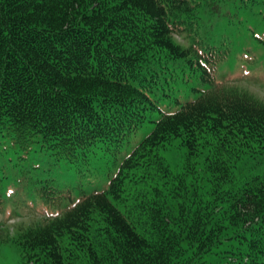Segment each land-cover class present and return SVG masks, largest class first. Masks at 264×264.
I'll return each instance as SVG.
<instances>
[{
  "label": "trees",
  "instance_id": "trees-1",
  "mask_svg": "<svg viewBox=\"0 0 264 264\" xmlns=\"http://www.w3.org/2000/svg\"><path fill=\"white\" fill-rule=\"evenodd\" d=\"M258 8L264 0H0V137L19 161L88 165L153 123L104 188L75 192L26 168L23 198L48 213L6 241L20 263L264 264V101L217 80L232 49L214 37L225 16ZM179 147L190 182L162 156Z\"/></svg>",
  "mask_w": 264,
  "mask_h": 264
},
{
  "label": "rangeland",
  "instance_id": "rangeland-1",
  "mask_svg": "<svg viewBox=\"0 0 264 264\" xmlns=\"http://www.w3.org/2000/svg\"><path fill=\"white\" fill-rule=\"evenodd\" d=\"M239 11L232 17L231 23L226 22L225 16L222 25H215L217 31L214 37L217 40L230 38L232 49L230 57L217 72V80L246 89L264 101V8L254 10L259 11V14L247 9ZM184 37V34L175 35L176 40L186 43ZM176 93L179 94V91ZM197 94L191 91L188 96L183 95L182 100L195 98ZM162 109H165L164 101ZM157 116L154 115V118ZM152 126V122H146L127 139L120 151L114 155L110 151H100L103 154L88 165L71 163L70 166L64 160L55 165L52 157L32 159L30 155H24L25 159L19 161L17 156L22 154L10 147V141L0 137V193L5 199L3 202L0 200V242L4 243L0 245V264H22L15 249L8 247L6 241L14 237L18 228L33 225L48 213L38 197L23 198V189L20 187L28 166H36L35 170L52 178L61 187H76L75 192L79 186L84 189L104 188L109 179L115 176L123 158ZM162 156L175 174L184 172L189 182L193 180L196 173L189 166L193 159L187 160L184 147L168 148L162 152ZM195 162L198 173L205 176L200 157L195 158ZM260 169H264V164Z\"/></svg>",
  "mask_w": 264,
  "mask_h": 264
}]
</instances>
